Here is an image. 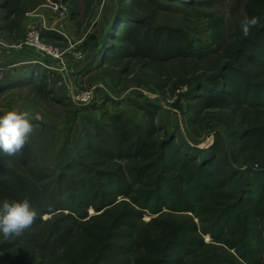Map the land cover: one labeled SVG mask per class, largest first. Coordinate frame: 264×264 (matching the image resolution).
<instances>
[{
  "label": "trees",
  "instance_id": "1",
  "mask_svg": "<svg viewBox=\"0 0 264 264\" xmlns=\"http://www.w3.org/2000/svg\"><path fill=\"white\" fill-rule=\"evenodd\" d=\"M45 1L0 0V34L20 42L25 15ZM54 1L70 8L77 26L96 2ZM186 4L120 0L87 68L147 74L159 85L214 77L218 85L199 82L191 97L232 116L233 150L222 138L209 150L177 144L178 134H164L158 111L146 104L142 122L124 111L105 112L98 122L84 114L74 154L55 167L42 164L28 142L16 156L0 153V207L27 199L38 214L22 235L0 234V264H264V28L247 39L240 31L245 16L264 24V0H239L234 19L214 21V44L200 49L158 23L159 13ZM42 38L66 41L50 30ZM55 77L32 63L9 88L68 108ZM229 153L248 166L235 167Z\"/></svg>",
  "mask_w": 264,
  "mask_h": 264
},
{
  "label": "rangeland",
  "instance_id": "2",
  "mask_svg": "<svg viewBox=\"0 0 264 264\" xmlns=\"http://www.w3.org/2000/svg\"><path fill=\"white\" fill-rule=\"evenodd\" d=\"M119 1L96 0L90 13L80 16L79 26L72 21L70 8L62 1L46 0L45 4L28 12L24 17L25 33L15 48L38 59L56 73V96L66 98L69 107L29 89L16 90L0 97V116L11 110L30 114L34 130L27 142L34 148L39 161L50 167L61 162L65 153L74 154V141L83 128L84 114L90 116L91 122H98L103 120L105 112L124 111L135 122H142L146 104L158 111L164 134H178L181 141L177 144L184 142L197 149L209 150L218 138H222L226 149L232 151L238 134L232 116L224 109L204 110L191 97L192 92L198 93L199 82L218 85L219 81L214 77L196 78L177 85H159L147 74L126 76L110 69L88 71L87 65L98 50V41L104 40ZM238 1L187 0L188 4L182 8L159 13L158 23L183 36L195 48H208L214 44L213 22L221 20L223 26H227L234 19L233 10ZM44 30L54 31L66 41L43 39ZM31 32L39 35L43 46L62 56L58 58L53 52L27 45ZM201 94L207 95V90ZM74 110L81 113L75 116ZM86 125L90 126L89 123ZM231 156L229 153V160L235 167L248 166L245 159L239 157L235 161ZM151 217L146 213L145 221ZM205 239L211 242L210 236L206 235Z\"/></svg>",
  "mask_w": 264,
  "mask_h": 264
},
{
  "label": "clouds",
  "instance_id": "3",
  "mask_svg": "<svg viewBox=\"0 0 264 264\" xmlns=\"http://www.w3.org/2000/svg\"><path fill=\"white\" fill-rule=\"evenodd\" d=\"M259 28H264L260 17L245 16L240 21L241 38H250L252 30ZM33 130L28 112L7 111L0 116V153L6 156L20 154ZM37 215L27 199L14 202L4 200L0 207V234L6 239L22 235L32 227Z\"/></svg>",
  "mask_w": 264,
  "mask_h": 264
},
{
  "label": "crops",
  "instance_id": "4",
  "mask_svg": "<svg viewBox=\"0 0 264 264\" xmlns=\"http://www.w3.org/2000/svg\"><path fill=\"white\" fill-rule=\"evenodd\" d=\"M0 65L9 66V73L5 80L1 83L4 84V89L0 90V97L13 93L18 89L9 88V85L14 80L20 78L29 64L38 62V59H33L30 55L19 52L15 48L16 42L7 41L4 36L0 34Z\"/></svg>",
  "mask_w": 264,
  "mask_h": 264
},
{
  "label": "built area",
  "instance_id": "5",
  "mask_svg": "<svg viewBox=\"0 0 264 264\" xmlns=\"http://www.w3.org/2000/svg\"><path fill=\"white\" fill-rule=\"evenodd\" d=\"M39 40H40L39 35L37 33L31 32L28 36V40H27L26 44L31 46V47H35L37 49L43 50V51L53 52L54 55L58 58L60 56H62V54L58 53L56 50L47 49L45 46H43V44H41V42ZM9 71H10L9 66L0 65V84L5 80ZM89 98L90 97H88V99Z\"/></svg>",
  "mask_w": 264,
  "mask_h": 264
}]
</instances>
